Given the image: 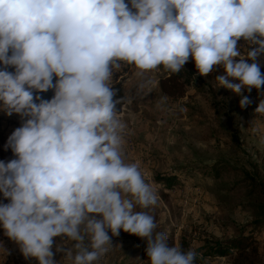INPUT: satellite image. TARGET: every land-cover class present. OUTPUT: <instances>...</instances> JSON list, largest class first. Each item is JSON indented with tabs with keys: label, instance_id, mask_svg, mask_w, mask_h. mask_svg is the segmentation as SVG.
I'll use <instances>...</instances> for the list:
<instances>
[{
	"label": "clouds",
	"instance_id": "9594fccd",
	"mask_svg": "<svg viewBox=\"0 0 264 264\" xmlns=\"http://www.w3.org/2000/svg\"><path fill=\"white\" fill-rule=\"evenodd\" d=\"M241 38L253 47L242 52ZM261 55L264 0H0V111L22 120L5 143L15 158L0 160L4 234L38 264H57L55 252L93 264L121 230L146 241L150 264H194L136 210L157 192L125 162L113 76L121 62L175 73L191 57L200 75L222 66L218 87L239 95L264 85ZM250 102L241 95L239 106ZM58 236L74 243L54 252Z\"/></svg>",
	"mask_w": 264,
	"mask_h": 264
},
{
	"label": "rangeland",
	"instance_id": "374dc122",
	"mask_svg": "<svg viewBox=\"0 0 264 264\" xmlns=\"http://www.w3.org/2000/svg\"><path fill=\"white\" fill-rule=\"evenodd\" d=\"M237 46L242 52L253 47L243 38ZM121 63L113 85L125 95L117 112L126 124L122 153L126 163L138 164L146 182L156 189L155 205L136 208L154 217V231L164 232L170 245L203 255L214 240L231 239L240 233V226L264 220V114L254 111L264 99V85L238 95L218 87L209 74L198 73L203 82L194 81L184 95L168 98L158 87L159 78L166 75L162 65L141 72L134 65ZM257 63L264 74V55L257 57ZM241 95L251 101L244 108L239 106ZM21 123L19 114L9 116L0 111V160L15 158L5 143ZM189 163L196 170L178 168ZM208 164L221 168L217 178L210 177L204 167ZM168 176H175L176 181L168 184L159 179ZM0 202H8L2 193ZM256 228L252 231L258 249L256 264H264V225ZM109 235L112 246L93 264H150L143 238L123 230L118 236L110 231ZM53 240L54 252L57 244L71 247L74 243L67 237ZM0 248L4 250L0 264H38L35 257L22 254L3 228ZM236 252L229 246L223 254L205 255L194 264H233ZM54 259L57 264H70L61 252H55Z\"/></svg>",
	"mask_w": 264,
	"mask_h": 264
},
{
	"label": "trees",
	"instance_id": "16d2710c",
	"mask_svg": "<svg viewBox=\"0 0 264 264\" xmlns=\"http://www.w3.org/2000/svg\"><path fill=\"white\" fill-rule=\"evenodd\" d=\"M9 71L12 70L11 67L8 69ZM218 74H223V68L222 66H214L213 71L209 73L210 76L215 77ZM231 79V78H230ZM55 81V77H54ZM197 81V82H203V79L199 76L198 71L195 67L194 61L190 57L189 60L185 63V65L180 69L179 72H171L170 70L166 69V75L163 77H160L158 80V87L160 89V92L168 97V98H176L184 95L185 89L190 83ZM117 89V95L121 97V102L117 105L118 107L123 103L125 100V95L121 88L116 85V83L113 85ZM40 95L43 98H51L53 95V90L49 89L47 92H42ZM205 169H207L210 177L217 178L218 174L220 173V169L218 166H215V164H208L207 166H204ZM178 168L184 169V172H192L196 170L193 163L189 164H182L179 165ZM161 180H164L168 184H171L172 182L176 181L175 176H168L159 178ZM264 220H255L249 223H246L242 226H240V233L228 240H219L216 239L214 242L210 243L207 252H205L203 255H200L196 253V259H202L205 255H212L211 253H218L223 254L226 252L230 247L236 248L237 254L235 255V258L233 260V264H256L258 262V249L255 245V240L252 236V231H255L257 228L256 226L264 225ZM251 228L249 234H246L247 229ZM182 250V249H181ZM182 251H188L187 249L183 248Z\"/></svg>",
	"mask_w": 264,
	"mask_h": 264
}]
</instances>
